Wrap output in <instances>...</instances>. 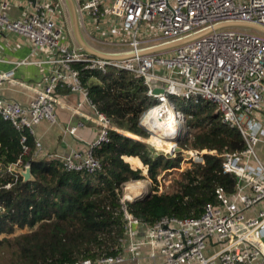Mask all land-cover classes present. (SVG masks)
Listing matches in <instances>:
<instances>
[{
  "label": "built area",
  "instance_id": "obj_1",
  "mask_svg": "<svg viewBox=\"0 0 264 264\" xmlns=\"http://www.w3.org/2000/svg\"><path fill=\"white\" fill-rule=\"evenodd\" d=\"M72 1L80 29L87 39L109 51H130L134 55L103 59L71 47L65 40V21L58 17V9L63 14L60 0H0V34H15L29 41L34 49L47 48L51 53L44 62L49 67L47 83L35 91L27 105L0 95V119L22 133V156L35 151L36 159L57 160L66 172L93 175L101 170V163L92 151L109 142V131L117 130L90 102L79 72L72 66L74 63L103 74L111 69L132 74L147 87V96L156 98L158 106H167L173 120L182 114L175 110L169 96L195 105L210 103L215 106L221 123L238 131L243 148L221 153L180 150L173 128L164 137L171 142L167 157L183 153V162L190 166L203 165L205 155L220 158L224 173L235 177L234 191L227 194L223 188H216L214 202L207 203L199 217H164L152 225L141 222L124 209L122 250L125 245L132 252L139 245L159 244L164 264H264V158L258 152V148L264 147V36L223 29L164 54H138L144 48L173 42L222 23L242 22L264 27V0ZM13 7L21 10L20 18L9 17ZM28 63L24 60L16 65ZM13 74V71L1 74L0 81L11 80ZM154 89H161L162 93L154 95ZM62 91L79 95L93 110L94 116L88 120L97 126L98 136L85 153L60 156L43 152L40 142L34 138V128L41 121H56L54 109ZM150 110L140 126L150 136L160 135L145 124ZM76 131L77 126L66 129L69 135ZM25 132L34 138L33 150L27 144ZM136 139L146 143L145 139ZM26 168H30L29 163L22 158L5 166L3 172L12 176L13 182L1 188L10 189L21 177L17 169ZM154 193H161L159 187ZM126 201L129 199L123 196L121 202ZM4 212L0 202V215ZM136 228H143L145 232L139 242L134 241ZM123 261L121 253L73 264H121Z\"/></svg>",
  "mask_w": 264,
  "mask_h": 264
},
{
  "label": "trees",
  "instance_id": "obj_2",
  "mask_svg": "<svg viewBox=\"0 0 264 264\" xmlns=\"http://www.w3.org/2000/svg\"><path fill=\"white\" fill-rule=\"evenodd\" d=\"M81 84L95 109L117 131H109V142L93 149L101 170L89 175L66 172L57 160L35 159L33 152L22 156L20 139L10 124L0 119V247L10 250L0 264H73L122 253L124 239L123 210L141 222L152 225L164 217H199L207 203L214 202V190L234 191L235 177L226 174L222 160L205 155L203 165L178 171L180 154L174 158L154 152L136 138L147 139L140 126L146 112L158 106V100L146 95L142 80L126 71L98 73L74 63ZM184 121L175 141L180 150H216L236 152L243 148L238 131L220 121L214 105L193 104L169 96ZM27 144L34 149V138L25 132ZM129 135V136H127ZM132 136V137H130ZM156 147L171 148L151 136ZM124 157L138 158L147 168L153 189L144 200L121 202L126 183L145 179L142 171L132 169ZM22 158L29 163L32 179L21 177L10 189H2L13 177L3 172L5 166ZM131 164H140L128 159ZM179 174L172 191L155 194L160 174ZM117 248V251H112Z\"/></svg>",
  "mask_w": 264,
  "mask_h": 264
},
{
  "label": "crops",
  "instance_id": "obj_3",
  "mask_svg": "<svg viewBox=\"0 0 264 264\" xmlns=\"http://www.w3.org/2000/svg\"><path fill=\"white\" fill-rule=\"evenodd\" d=\"M8 15L16 19L22 14L20 9L13 7ZM81 33L85 37L82 31ZM69 37H65L66 42L77 48L73 38ZM50 57L51 53L47 48L34 49L29 41L15 34H0V75L10 71L14 73L11 80L0 81V95L20 105H27L35 91L41 90L47 83L49 67L44 62ZM24 60H28L29 63L16 65ZM54 114L56 119L54 123L43 120L34 128V138L40 142L43 152L60 156L71 152H87L90 144L98 136L97 126L88 120L94 116L92 108L83 102L79 95L62 91ZM72 126H77V131L74 135H69L66 129ZM32 158L36 159L35 151ZM123 159L132 169L140 170L144 167L138 158ZM128 159L136 160L140 166L131 164ZM144 234L143 228H136L134 241H141ZM128 247L129 245H125L122 250L124 261L121 264H164L162 256L159 255V244L153 247L139 245L132 252L128 251Z\"/></svg>",
  "mask_w": 264,
  "mask_h": 264
},
{
  "label": "water",
  "instance_id": "obj_4",
  "mask_svg": "<svg viewBox=\"0 0 264 264\" xmlns=\"http://www.w3.org/2000/svg\"><path fill=\"white\" fill-rule=\"evenodd\" d=\"M61 1L66 9V12L69 18L71 36L79 51H82L89 56L103 58V59L131 58L134 55V53L130 51L122 52V53H117V52L113 53V51L108 50L110 52L108 53L106 51H100V50L95 49L93 46H91L87 42L86 38L81 33V29L79 26V22H78V18L75 12V6L73 4V1L72 0H61ZM223 29L244 30V31H249V32L264 36V27L262 26L255 25V24L242 23V22H227V23L218 24L212 28H207L205 30L199 31L197 33L191 34L185 38H182V39H179L173 42L144 48L140 50L138 54L141 56L164 54L179 46L188 44L198 38H201L211 33L212 31L223 30ZM161 93H162L161 89L153 90L154 95L161 94ZM17 172L19 175H21L24 182H28L32 179L30 168H26L24 171H22L21 169H17ZM147 197H144V198L138 197L136 198V200H132L130 202H135L137 200H144Z\"/></svg>",
  "mask_w": 264,
  "mask_h": 264
},
{
  "label": "rangeland",
  "instance_id": "obj_5",
  "mask_svg": "<svg viewBox=\"0 0 264 264\" xmlns=\"http://www.w3.org/2000/svg\"><path fill=\"white\" fill-rule=\"evenodd\" d=\"M61 4H62V7H63V14L61 13V11L58 9V17L60 20H62V17L65 21V37H70L72 38L71 36V30H70V23H69V18H68V15H67V12H66V9L62 3V1L60 0ZM75 12H76V9H75ZM77 15V13H76ZM78 18V17H77ZM69 37V38H70ZM87 42L93 46L95 49L97 50H100V51H106L108 53H110L108 50L107 47H103L101 45H98V44H95L93 43L91 40L87 39ZM108 49V50H107ZM111 49V48H110ZM112 51V50H110ZM113 53H116V49L113 50ZM147 115V113H146ZM145 116V115H144ZM143 116V117H144ZM175 116V115H174ZM184 121V118L182 116L180 117H177L175 116V119L173 120V128L176 129V132L178 131V127L182 124V122ZM177 134V133H176ZM151 134L149 133L148 135V138L145 139L146 140V143L147 145H149L150 147H152V149L154 150V152H157V153H162L164 156H167V151L168 149L166 148H160V147H156L154 146L153 144H151L149 142L151 136ZM152 137H154L155 139L157 140H160L158 138H156L155 136L152 135ZM185 151V150H184ZM258 152L260 154V156L262 158H264V147H261V148H258ZM184 155L183 153H181L180 157H181V162H180V167L178 169L179 172H181L183 169L185 168H188L190 165L188 164V162L184 161ZM169 157V156H168ZM169 158H174V157H169ZM131 166V165H130ZM142 171V175L145 177V179L143 180H140V181H137V182H129V183H126L123 187V196H126L128 194V196L130 197L129 199V202L132 201V200H136V198L140 197V198H144V197H147L148 195L152 194V189H153V184L152 182L148 179L147 177V169L145 167L141 168L140 169ZM179 177V174H160L158 176V187H159V191L161 193H163L164 191H172L173 190V185H174V181L177 180ZM131 186V188L128 190L127 188ZM132 189V190H131ZM137 189V190H136ZM140 189V190H139ZM131 192V193H130ZM136 192V193H135ZM130 194V195H129ZM131 194L133 196H131ZM137 194V196L135 197V195ZM122 196V198H123ZM10 250L8 249L7 246H1L0 247V263L5 261V259L7 258L8 254H9Z\"/></svg>",
  "mask_w": 264,
  "mask_h": 264
},
{
  "label": "bare ground",
  "instance_id": "obj_6",
  "mask_svg": "<svg viewBox=\"0 0 264 264\" xmlns=\"http://www.w3.org/2000/svg\"><path fill=\"white\" fill-rule=\"evenodd\" d=\"M172 122H173V114L167 108V106L165 104L152 108L148 113V117L145 119V124L151 126L154 131H157V133L160 134V135H153V136L160 139L159 141H161V142H169L164 137L167 136L168 133L173 132V123ZM130 188H131V186H129L127 189L129 190ZM133 195L131 194V196H133ZM136 196H137V194L135 195V197ZM126 198L130 199L128 194L126 195Z\"/></svg>",
  "mask_w": 264,
  "mask_h": 264
}]
</instances>
